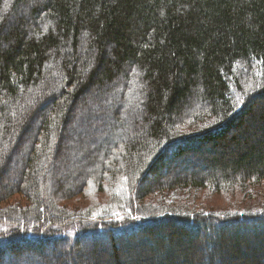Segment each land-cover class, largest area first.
Instances as JSON below:
<instances>
[{"label":"trees","instance_id":"trees-1","mask_svg":"<svg viewBox=\"0 0 264 264\" xmlns=\"http://www.w3.org/2000/svg\"><path fill=\"white\" fill-rule=\"evenodd\" d=\"M187 156L208 171L167 169ZM10 164L0 260L74 264L107 239L119 264L112 241L135 237L127 263L264 264V0H0V177ZM120 181L118 219L67 222L61 203ZM203 190L248 203L215 213ZM164 191L177 206L138 208Z\"/></svg>","mask_w":264,"mask_h":264},{"label":"rangeland","instance_id":"rangeland-1","mask_svg":"<svg viewBox=\"0 0 264 264\" xmlns=\"http://www.w3.org/2000/svg\"><path fill=\"white\" fill-rule=\"evenodd\" d=\"M79 104L76 107V112L79 110ZM101 110H99L100 112ZM103 111V110H102ZM170 155V152H168ZM188 157V158H187ZM183 161H171L167 164V169L170 172L178 173V172H185L186 174H192L194 172L200 171V172H207L208 168L206 167V163L199 161L197 158H193L191 156H187ZM19 175V171L14 169L13 166L7 165L3 171V175L0 177V186L3 187V185L11 184L12 186L15 185V182L17 181ZM155 177L154 176H147V179L151 183ZM152 185V184H150ZM120 187H123V181H120L115 184V187L109 186L108 190L106 192H100L97 188L91 187L84 197L79 196L74 199H71L69 201L63 202L60 204V208L66 212V217L69 216L68 223L71 221H76L75 223L78 224H85L86 228H89V225L101 223L104 221H109L110 219L112 221H115L119 218L120 212L123 209L122 206L118 204V199H121L120 194L117 192L120 191ZM107 192H113L112 196L109 195ZM165 193L156 194L153 196H149L148 198L144 199L140 203H138V208L141 206L142 212H152L154 209H149L147 206H150L148 204L156 205L157 208H162L165 206H173L171 208H174L179 203L177 200L178 194H176L173 191H164ZM198 194H195V206L204 204L207 205L211 210L224 213V214H234L236 212L242 211L244 208L241 206L242 204L248 203L246 202L242 195H235L233 197H226L224 198V195H209L208 193L205 195L206 191H198ZM194 199V196H193ZM122 201V200H121ZM25 200H23L19 195L18 196H12L6 203L3 204L4 207H14V206H20L24 204ZM26 203V202H25ZM237 203L236 207H233ZM249 208H252L255 210V212H260L263 209V201L259 203H254V206H251ZM75 215L80 216V219H73ZM152 215V214H151ZM141 220H143L141 218ZM249 227L257 226L256 224L248 225ZM255 228V227H254ZM237 230V229H236ZM234 231V230H232ZM231 229H226L224 233H227L226 235L230 237V235H233L234 232H232ZM241 231V230H240ZM236 234L243 236L245 235L244 232H235ZM210 237L212 236L213 232H208ZM129 237V236H128ZM131 238V237H129ZM128 238V239H129ZM212 238V237H211ZM124 240L121 239L120 243L116 244L112 241L111 246L114 248H117L120 250V254L116 257L117 262L119 264H136L135 262H126V256L127 253H125L124 243H126L127 247H129L132 250H134L136 245L140 242L137 238H133V240ZM145 240V239H144ZM93 241H100L103 243H98L95 247V251L91 252L90 248L88 247L87 243L81 242V247L75 257L73 258L74 264H114L113 261H111V254H109L110 251V245L107 243V239H95ZM91 244V242L89 241ZM196 248L201 246V241L197 240L195 242ZM92 249V248H91ZM124 249V250H123ZM118 250V251H119ZM202 250V249H201ZM123 251V252H121ZM130 251V250H129ZM142 251V250H140ZM203 251V250H202ZM48 250L45 251H32L31 249H28L26 251H21L19 254L20 260L19 262H10L11 260H8L5 256L0 260L1 264H40L38 262H32V258H35L36 256L40 255L43 256V258H47ZM51 253H63L60 249L52 251ZM129 254V252H128ZM64 257L59 259L61 261H57V259H53L50 261L49 264H69L68 259L71 257V255L63 254ZM133 257L132 254H130ZM143 253L141 252V255L139 258L142 260ZM237 256L234 255V258ZM138 258V257H137ZM25 259L27 261L25 262ZM211 259V258H209ZM22 260V261H21ZM146 261L142 260L138 262L137 264H145Z\"/></svg>","mask_w":264,"mask_h":264},{"label":"bare ground","instance_id":"bare-ground-1","mask_svg":"<svg viewBox=\"0 0 264 264\" xmlns=\"http://www.w3.org/2000/svg\"><path fill=\"white\" fill-rule=\"evenodd\" d=\"M137 221H140L141 222L142 220H141V218H139Z\"/></svg>","mask_w":264,"mask_h":264}]
</instances>
